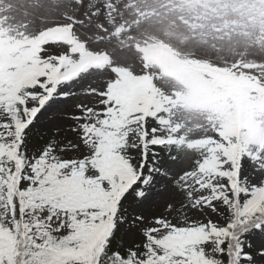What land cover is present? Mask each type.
Returning <instances> with one entry per match:
<instances>
[{
  "label": "snow or ice",
  "instance_id": "snow-or-ice-1",
  "mask_svg": "<svg viewBox=\"0 0 264 264\" xmlns=\"http://www.w3.org/2000/svg\"><path fill=\"white\" fill-rule=\"evenodd\" d=\"M0 264H264V0H0Z\"/></svg>",
  "mask_w": 264,
  "mask_h": 264
}]
</instances>
